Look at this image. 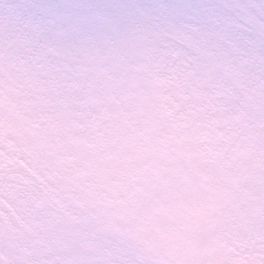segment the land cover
Wrapping results in <instances>:
<instances>
[{
    "label": "snow or ice",
    "instance_id": "snow-or-ice-1",
    "mask_svg": "<svg viewBox=\"0 0 264 264\" xmlns=\"http://www.w3.org/2000/svg\"><path fill=\"white\" fill-rule=\"evenodd\" d=\"M0 264H264V0L0 4Z\"/></svg>",
    "mask_w": 264,
    "mask_h": 264
},
{
    "label": "rangeland",
    "instance_id": "rangeland-1",
    "mask_svg": "<svg viewBox=\"0 0 264 264\" xmlns=\"http://www.w3.org/2000/svg\"><path fill=\"white\" fill-rule=\"evenodd\" d=\"M9 2H11V0H0V4ZM26 2L37 5H55L71 2H85V0H26ZM93 2H104V0H93ZM111 2H118V0H111Z\"/></svg>",
    "mask_w": 264,
    "mask_h": 264
}]
</instances>
